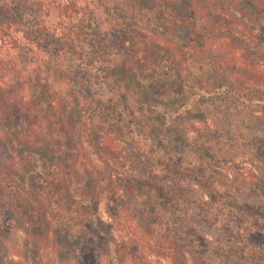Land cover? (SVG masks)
<instances>
[{
  "label": "clouds",
  "instance_id": "9594fccd",
  "mask_svg": "<svg viewBox=\"0 0 264 264\" xmlns=\"http://www.w3.org/2000/svg\"><path fill=\"white\" fill-rule=\"evenodd\" d=\"M0 264H264V0H0Z\"/></svg>",
  "mask_w": 264,
  "mask_h": 264
}]
</instances>
